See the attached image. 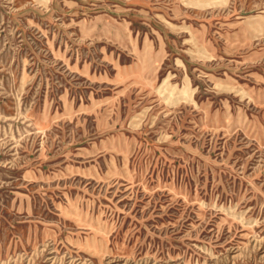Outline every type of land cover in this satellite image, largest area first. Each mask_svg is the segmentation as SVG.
Wrapping results in <instances>:
<instances>
[{
	"label": "rangeland",
	"instance_id": "obj_1",
	"mask_svg": "<svg viewBox=\"0 0 264 264\" xmlns=\"http://www.w3.org/2000/svg\"><path fill=\"white\" fill-rule=\"evenodd\" d=\"M0 264H264V0H0Z\"/></svg>",
	"mask_w": 264,
	"mask_h": 264
}]
</instances>
